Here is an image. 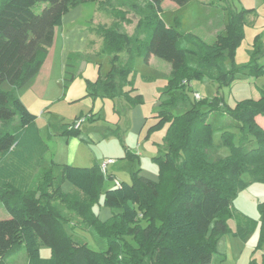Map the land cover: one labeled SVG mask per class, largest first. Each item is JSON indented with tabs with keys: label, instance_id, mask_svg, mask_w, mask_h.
Masks as SVG:
<instances>
[{
	"label": "trees",
	"instance_id": "obj_1",
	"mask_svg": "<svg viewBox=\"0 0 264 264\" xmlns=\"http://www.w3.org/2000/svg\"><path fill=\"white\" fill-rule=\"evenodd\" d=\"M89 1L98 9L119 13L116 22L125 19L120 7L110 6L108 0H0V201L8 212L7 218H0V260L22 246L27 264H212L215 242L230 231V217L238 219L233 235L241 240L249 235L248 218L236 214L232 199L250 182H264V128L255 119L264 117V90L256 86L258 97L239 100L233 107L219 95V89L240 73L264 76V63L259 65L252 57L238 66L234 59L241 23L252 9L226 11L223 28L210 44L184 33L181 11L192 0H169L176 11L165 10V0H142L145 7L133 34L117 23L118 28L89 27L102 38L103 46L87 55L97 67V77L85 79V95L119 96L137 103L140 95L132 98V87L124 89L131 85L133 71L144 80L165 77L164 91L180 90L182 99L193 81L206 77L217 84L210 101L194 98L189 109L173 114L178 99L171 96L155 112L146 137L166 126L164 150L153 157L157 181L138 169L131 182L104 189L103 179L112 176H104L99 164L60 165L48 159L36 115L19 97L38 73L63 16ZM38 2L47 5L36 13L32 8ZM151 56L170 65L167 76L150 65ZM71 59L64 71V88L74 77ZM88 119L93 120L92 115ZM49 128L63 134L80 130L55 123ZM215 131H219L216 142ZM221 148L228 153L220 154ZM36 169L40 183L34 190L28 183ZM65 181L71 186L67 192L62 189ZM100 193L102 205L110 209L105 219L91 209ZM165 193L158 209L155 201ZM55 204L79 216L95 238L103 239L104 248L94 250L75 242L64 225L67 214ZM258 212L260 247L264 201L258 203ZM41 246L49 248V256L40 255ZM250 264H264V252L259 263L252 259Z\"/></svg>",
	"mask_w": 264,
	"mask_h": 264
},
{
	"label": "rangeland",
	"instance_id": "obj_2",
	"mask_svg": "<svg viewBox=\"0 0 264 264\" xmlns=\"http://www.w3.org/2000/svg\"><path fill=\"white\" fill-rule=\"evenodd\" d=\"M108 1L112 3L110 6L114 7V4H117L120 7L125 18L123 22H116V17L120 16L119 13L116 16L107 10L98 9L93 1L81 4L80 9L83 14L81 21L85 19L88 26L93 28L102 27L101 25L107 27L114 25L117 28L119 26L127 34H133L134 27L141 18V11L145 7L144 2L142 0ZM46 5V2H38L32 9L39 13ZM235 7L252 9V13L248 14L241 23L242 37L234 51L235 63L242 66L250 62L253 57L257 64H263L264 0H192L181 11L184 33L205 43H212L216 33L223 28L225 12ZM169 8L173 6L165 5L166 10H170ZM67 25L66 23L64 29L68 28ZM102 46V38L94 31L88 30L82 49L70 56L74 77L65 88L61 86L63 97L50 101L42 112L33 107L31 109V112L36 115L35 125L39 135L48 147L47 157L60 165L67 163L74 166L98 164L106 157L113 158L115 161L108 165V173L111 172L114 177L103 179L104 189L113 187L114 180L131 182V174L138 169L157 181L159 170L153 157L159 149H162L161 152L164 150L166 126L146 137L147 127L156 120L155 112L160 108V104L171 96L178 99L177 105L171 109L173 114L182 113L191 107L194 102V92L199 93L200 98L210 101L215 94L217 84L206 77L193 81L189 86L190 91H184L187 94L182 99L179 98L180 90L164 91L167 84L165 77L144 80L138 72L133 71L129 74L131 85L124 89L132 87L129 92L132 98L140 95V101L137 103L131 104L128 99L119 96L85 95V79L94 81L97 77V67L88 60L87 55L99 51ZM121 57L126 58L127 56L121 53ZM152 66L166 76L169 74L170 65L159 58L153 56ZM256 86L264 90V76H253L243 72L238 74L230 85L222 86L219 89V95L224 104L233 107L239 100L258 97L260 90ZM90 112L93 113V120L86 119L76 134L54 133L49 128V123L68 126L76 116ZM217 118H222V116L218 115ZM116 130L118 134L115 133ZM218 138L219 131H215L213 140L216 142ZM235 141H237L236 138ZM227 153V148L220 149V154L226 155ZM39 181V170H32L28 188L36 190ZM69 185L66 182L64 188ZM166 194H162L155 201L158 209ZM262 201H264V182L261 181L250 182L235 195L232 199V208L236 214L248 218L246 226L249 235L246 240L233 235L232 231L238 219L237 216L230 217L227 220L230 231L221 235L215 242L212 264H250L252 259L257 263L260 262L264 252V243L258 247V203ZM55 205L62 213L67 214L69 221L64 225L75 242L86 243L94 250L104 248L103 239L95 238L79 216L59 204ZM91 209L101 218L110 215V209L102 205L101 193ZM7 217L8 212L0 201V218ZM142 224L144 225V222ZM126 238L132 245H135L130 237ZM39 253L47 257L50 255V250L46 246H41ZM0 264H27V256L23 247L20 246L15 252L0 260Z\"/></svg>",
	"mask_w": 264,
	"mask_h": 264
},
{
	"label": "crops",
	"instance_id": "obj_3",
	"mask_svg": "<svg viewBox=\"0 0 264 264\" xmlns=\"http://www.w3.org/2000/svg\"><path fill=\"white\" fill-rule=\"evenodd\" d=\"M167 4L173 6V8H169L170 10L176 8L175 3L165 0L162 3L164 9L165 5ZM80 6L81 4L72 8L63 16L62 24L55 28L53 43L50 47H48L38 73L34 77L30 86L27 89L21 91L19 94L21 101L30 111L33 107V109H40L42 112V109H45L50 101L63 97V90L61 89V86L66 64L69 62V57L71 54H75L82 49L86 33L89 30L87 21H85V19L81 21L83 14ZM66 23L68 24V28L64 29ZM152 60L153 56H151L149 60L151 66ZM156 70L159 71V69ZM90 114L92 115L93 119V113L90 112L89 115ZM255 119L258 124L264 128V117L257 115ZM144 123L145 121L142 125H144ZM161 150L162 149H159L158 151ZM87 165L89 166L90 164ZM140 173L150 179H153L142 172ZM108 174L114 177L111 172ZM66 182L62 184V189L65 192L70 189V185L69 187L64 188ZM108 216L109 215H107L105 218Z\"/></svg>",
	"mask_w": 264,
	"mask_h": 264
},
{
	"label": "built area",
	"instance_id": "obj_4",
	"mask_svg": "<svg viewBox=\"0 0 264 264\" xmlns=\"http://www.w3.org/2000/svg\"><path fill=\"white\" fill-rule=\"evenodd\" d=\"M193 96L195 99H199L200 95L197 92L193 93ZM90 117L89 114L82 115L78 118H76L70 125L69 128L77 129L80 128L81 124ZM115 160L111 157L104 158L100 163H99V168L100 171L104 176L108 175V165L112 164ZM115 185H119V181L114 180Z\"/></svg>",
	"mask_w": 264,
	"mask_h": 264
}]
</instances>
